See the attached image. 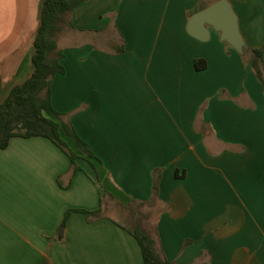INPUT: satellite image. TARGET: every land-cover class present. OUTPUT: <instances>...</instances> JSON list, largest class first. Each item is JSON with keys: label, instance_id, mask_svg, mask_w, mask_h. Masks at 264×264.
<instances>
[{"label": "crops", "instance_id": "0c3cea01", "mask_svg": "<svg viewBox=\"0 0 264 264\" xmlns=\"http://www.w3.org/2000/svg\"><path fill=\"white\" fill-rule=\"evenodd\" d=\"M214 1L86 0L68 15L50 100L96 158L72 172L47 138L0 148V264H143L132 227L104 212L120 201L153 206L168 261L264 264L263 87L218 32L186 31ZM228 1L264 74V0ZM42 4L0 0V103L33 72Z\"/></svg>", "mask_w": 264, "mask_h": 264}, {"label": "trees", "instance_id": "16d2710c", "mask_svg": "<svg viewBox=\"0 0 264 264\" xmlns=\"http://www.w3.org/2000/svg\"><path fill=\"white\" fill-rule=\"evenodd\" d=\"M85 1L43 0L40 24L35 34L34 52L31 58L33 72L23 83L12 87L0 103V148L7 147L13 137H44L68 156L72 172L79 169L76 162L78 158L90 161L96 156L89 145L77 135L72 125L53 108L50 100V82L56 74L64 71L60 62L62 54L57 48L56 38L64 26L70 25L67 20L68 15ZM204 7V4L200 5L199 9ZM116 51L122 52L123 46L116 48ZM262 52L263 47L249 49L243 54L264 90V74L261 69ZM194 67L197 70L205 68V60L195 59ZM66 139L73 141L74 149L68 145ZM105 195L112 196L104 190ZM119 204L130 209L132 204L145 205L146 203L120 201ZM70 212L71 210L65 213L61 223L62 227ZM100 213L101 206L96 211L87 212L91 217H98ZM134 214H137L136 211L132 213ZM134 219L136 221V218ZM129 231L140 245L143 264H178L168 261L161 255L156 248L155 238L142 228L138 221Z\"/></svg>", "mask_w": 264, "mask_h": 264}, {"label": "water", "instance_id": "95a60500", "mask_svg": "<svg viewBox=\"0 0 264 264\" xmlns=\"http://www.w3.org/2000/svg\"><path fill=\"white\" fill-rule=\"evenodd\" d=\"M209 29L218 32L220 40L228 43L237 53L248 51L249 47L239 30L238 17L228 0H216L192 13L187 20V33L200 41L209 39Z\"/></svg>", "mask_w": 264, "mask_h": 264}, {"label": "rangeland", "instance_id": "374dc122", "mask_svg": "<svg viewBox=\"0 0 264 264\" xmlns=\"http://www.w3.org/2000/svg\"><path fill=\"white\" fill-rule=\"evenodd\" d=\"M102 34V33H101ZM110 46L116 48V43H110ZM136 211V221L139 222L142 228H146L145 230L150 231L152 227V222L154 218V208L152 205H138L132 204L130 209H127L120 205L118 202H115L111 205L110 208L104 207V212L114 216L120 223L126 224L129 227H133L135 220H132V213Z\"/></svg>", "mask_w": 264, "mask_h": 264}]
</instances>
